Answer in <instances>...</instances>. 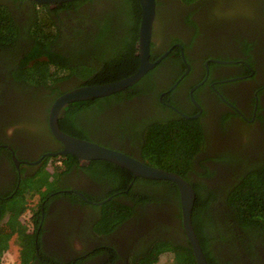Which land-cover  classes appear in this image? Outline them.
<instances>
[{
  "label": "trees",
  "instance_id": "trees-1",
  "mask_svg": "<svg viewBox=\"0 0 264 264\" xmlns=\"http://www.w3.org/2000/svg\"><path fill=\"white\" fill-rule=\"evenodd\" d=\"M21 1L39 7L30 18L27 31L23 32L8 4L0 3V52L12 46L18 47L21 40L28 42L24 58L19 62L13 61L14 64L10 65V75L17 87H36L30 99L31 102L37 100L45 104L46 120L51 105L64 92L81 85L123 79L138 70L141 62L137 54L142 17L140 0H74L58 4L55 8L29 0ZM173 1L178 6L175 7L176 10L185 8V5L198 4L203 7L206 6L205 2H211L216 10L227 9L225 14L232 6L241 8L240 10L249 9L253 13L264 11V0ZM160 4L162 3L157 1V5ZM160 9L158 7L156 18L160 17ZM60 10L76 11L78 16L74 17V21L84 22V28L71 27L64 32L62 41L57 42L60 30L53 15ZM213 11L214 9H209V12ZM156 24L158 25L157 22ZM70 30H73L72 33ZM56 42L61 47L59 51L55 49ZM245 45L244 53L251 54V46L248 43ZM176 53L180 55L178 50ZM92 54L100 55L99 64H84V60L89 61ZM160 55L153 51L151 60L154 61ZM250 59L252 55L248 63L254 68L255 61ZM170 63L177 70L186 68L181 57H166L138 83L122 91L101 98L69 103L63 109L59 125L63 131L75 137L106 146L116 142L121 151L127 144L124 142L128 140L134 146L130 155L139 154L145 163L173 171L188 180L196 191L193 226L210 264H264V153L252 162L237 156L217 155L215 160H224L233 168L220 197L203 181V177H212L214 171L207 169L198 155L206 136L198 119L172 115L141 122V119L137 120L135 117L122 118V114L115 116L117 112H113L115 106L122 107L133 96L153 91V78L163 66ZM75 76L81 81L80 84L73 83ZM66 81H70L67 86L71 87L61 88L59 83ZM41 86L48 90V93H40L43 97L39 95ZM111 109L112 114L109 117L107 111ZM107 130L119 143L103 136ZM60 158L66 163L61 168L62 173L68 172L79 161L72 154L60 155ZM197 163L200 168L196 166ZM86 168L97 180L108 181L110 192L106 195L114 194L112 199L94 207L98 215L94 220L96 232H112L133 217L136 206L145 208L148 203L172 210L175 220L177 219L178 224L169 221H158L154 224L153 231L157 233H154V238L141 235L136 245H132V248L130 246L123 264H155L164 254L172 255L173 261L169 264H197L183 229L180 193L175 182L134 177L128 169L106 160H91ZM192 173L195 174L194 179L191 177ZM57 184L58 173L44 172V169L35 177L21 182L17 195L1 209V217L7 212L11 217L5 227L0 226V257L9 248V241L16 236L21 248L19 264H30L34 259L37 261L34 244L36 236L27 231L28 228L20 221V217L30 207V198L40 195L42 200L48 199L52 192L59 189ZM70 195L77 198L76 194ZM121 197L126 202L120 201ZM221 199L222 203L219 202ZM37 213L36 226L40 223V213ZM168 232L184 237L181 240L165 236ZM99 253H108L110 261L120 256L113 245H102L90 251L86 257H75L66 263L55 257L45 259L50 264H80L88 256ZM103 264L110 263L107 260Z\"/></svg>",
  "mask_w": 264,
  "mask_h": 264
},
{
  "label": "flooded vegetation",
  "instance_id": "flooded-vegetation-1",
  "mask_svg": "<svg viewBox=\"0 0 264 264\" xmlns=\"http://www.w3.org/2000/svg\"><path fill=\"white\" fill-rule=\"evenodd\" d=\"M157 1L162 3L157 5L161 13L153 27L150 60L153 51L160 53V57L169 51L166 57H181L186 68L177 70L171 63L163 66L152 80L153 91L133 96L122 107L115 106L113 112H117L115 116L135 117L141 122L172 115L198 119L206 134L198 155L204 166L214 171L212 177H203V181L221 197L233 168L224 160L214 158L217 155L237 156L252 162L264 153V24L259 23L260 19L264 20V11L253 13L232 6L225 14L227 9L216 10L211 2H205L203 7L185 5L176 10L178 6L173 0ZM0 3L8 4L23 32L27 31L30 18L39 7L21 0H0ZM211 8L213 12H209ZM53 16L60 30L57 42L62 41L64 32L71 27L84 28V22L74 21L78 16L74 10H60ZM246 43L251 46L248 55L244 53ZM17 46L0 52V226L9 213L1 217V209L17 195L24 179L35 177L42 169L57 172V191L45 200L37 195V204H32L35 197L29 199L30 207L26 211L32 225L28 231L35 234L37 249V261L34 259L30 264H50L45 259L50 257L66 263L75 257H86L102 245H113L120 256L110 261L108 253H99L88 256L80 264H103L107 260L110 264H123L130 246L136 245L141 235L154 238V233L157 234L153 231L154 224L158 221L178 224L177 219L172 210L148 203L145 208L136 206L133 217L112 232L94 230V220L98 217L94 207L114 197V194L106 195L110 192V184L90 174L86 168L90 161L79 159L68 172H61L66 165L59 153L63 145L51 132L45 104L37 100L31 102V93L36 87L20 88L13 84L10 65L24 58L28 42L21 40ZM56 47L58 51L61 48L58 43ZM250 55V60L255 61L254 68L248 63ZM91 56L92 59L84 60V64H99L100 55ZM219 60L234 62L219 63ZM70 81L60 82L59 86L70 88L67 86ZM73 83L81 81L76 77ZM42 92L48 93L45 86H41L39 95ZM111 111H107L109 117ZM103 136L117 141L108 130ZM124 143L127 144L122 151L131 154L133 144L128 140ZM109 146L120 148L116 142ZM196 166L200 168L198 163ZM192 175L194 179L195 174ZM70 194H76L77 198ZM125 200L120 198V201ZM37 212L40 213L38 226L35 223ZM165 236L181 240L184 237L175 232Z\"/></svg>",
  "mask_w": 264,
  "mask_h": 264
},
{
  "label": "water",
  "instance_id": "water-1",
  "mask_svg": "<svg viewBox=\"0 0 264 264\" xmlns=\"http://www.w3.org/2000/svg\"><path fill=\"white\" fill-rule=\"evenodd\" d=\"M38 4H48L56 6L58 4L74 0H29ZM142 17L139 29L138 55L140 56V66L138 70L116 81L95 84L81 85L70 89L56 98L53 102L48 121L53 136L62 143L63 149L59 152L62 155L72 154L79 159L88 162L91 160H106L128 169L134 177H142L154 180H170L177 184L180 193V205L182 213V224L193 249L197 264H210L206 258L204 250L199 242L195 228L193 226V209L196 201V191L191 183L184 177L173 171L156 167L145 163L126 152L115 149L95 141L75 137L63 131L59 125V119L65 106L71 102L84 101L94 98L105 97L122 91L137 83L147 72L153 69L169 51L155 61L150 60L151 42L153 37V27L156 19L157 0H140ZM219 63H232L234 61H222Z\"/></svg>",
  "mask_w": 264,
  "mask_h": 264
},
{
  "label": "rangeland",
  "instance_id": "rangeland-1",
  "mask_svg": "<svg viewBox=\"0 0 264 264\" xmlns=\"http://www.w3.org/2000/svg\"><path fill=\"white\" fill-rule=\"evenodd\" d=\"M259 23L261 25H263L264 20L260 19ZM37 202H38V197L35 196L34 202H32V204H35V203L37 204ZM10 217H11V215H10V213H8L5 216L4 220L2 221L3 224L1 223L2 224L1 226L5 227L7 225V223H9ZM29 218H30V215L26 211V212H24V214L21 216V219H20V221L23 222V224H25L27 226V228H29V225H30ZM17 221L19 222V218L17 219ZM20 249L21 248L18 245V242L16 240V236H14L9 241V248L7 250H5L3 255L0 257V264H19L21 261ZM172 261H173V257L171 254H164V255L160 256V260L155 264H169Z\"/></svg>",
  "mask_w": 264,
  "mask_h": 264
},
{
  "label": "built area",
  "instance_id": "built-area-1",
  "mask_svg": "<svg viewBox=\"0 0 264 264\" xmlns=\"http://www.w3.org/2000/svg\"><path fill=\"white\" fill-rule=\"evenodd\" d=\"M29 222H30L29 228H31V225H32V224H31L30 218H29Z\"/></svg>",
  "mask_w": 264,
  "mask_h": 264
}]
</instances>
